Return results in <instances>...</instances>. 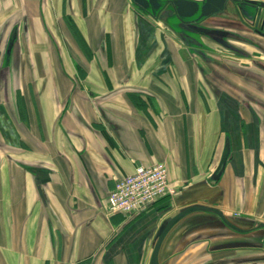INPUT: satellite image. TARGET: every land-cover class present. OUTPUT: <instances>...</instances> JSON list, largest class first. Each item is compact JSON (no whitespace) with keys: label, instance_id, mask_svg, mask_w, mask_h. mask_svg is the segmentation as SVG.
Returning a JSON list of instances; mask_svg holds the SVG:
<instances>
[{"label":"crops","instance_id":"crops-1","mask_svg":"<svg viewBox=\"0 0 264 264\" xmlns=\"http://www.w3.org/2000/svg\"><path fill=\"white\" fill-rule=\"evenodd\" d=\"M231 18L213 24L240 29ZM189 47L134 0H0V264H149L161 225L194 205L211 211L165 240L199 213L264 224V78ZM158 161L178 192L110 212L116 181ZM207 240L173 264L252 249Z\"/></svg>","mask_w":264,"mask_h":264},{"label":"flooded vegetation","instance_id":"flooded-vegetation-1","mask_svg":"<svg viewBox=\"0 0 264 264\" xmlns=\"http://www.w3.org/2000/svg\"><path fill=\"white\" fill-rule=\"evenodd\" d=\"M134 1L141 11L150 14L153 18L163 20L168 30L177 35L184 43L190 45L188 52L191 54L208 58L206 50L208 53L224 54L222 52L224 49L232 54L254 59L252 64L256 69L264 71V62L255 60V56L264 54V43L259 40L264 41V3L257 0L196 1L198 4L197 12L191 17H183L178 13L179 6L175 4L177 0H146V5L144 1H141L143 3H140V0ZM207 5L212 6L215 11L203 15ZM233 14L238 18L240 29L232 28L228 24L223 26L213 24V22H228L226 19H232ZM203 27L220 32L207 35L201 31L200 28ZM224 32L227 33L226 36H223ZM243 70L249 74L250 78L261 80L260 73L250 69ZM260 225L251 230L263 231L264 226ZM259 233L257 234L259 235Z\"/></svg>","mask_w":264,"mask_h":264},{"label":"water","instance_id":"water-1","mask_svg":"<svg viewBox=\"0 0 264 264\" xmlns=\"http://www.w3.org/2000/svg\"><path fill=\"white\" fill-rule=\"evenodd\" d=\"M141 1H144L145 5L147 4L146 0H140V3H143ZM175 4L179 6L178 13L183 17H191L198 10V4L196 1L193 0H177ZM214 11L215 9L212 6L207 5L203 15L205 14L208 15L210 13H213ZM200 29L207 35H212L214 32H220L218 30L211 31L204 27ZM226 35L227 33L224 32L223 36ZM191 210L211 211V208L202 205H194L192 207H187L181 210L180 212H178L177 214H175L174 216H172L166 222H164L156 234V242L151 254L149 264H160L161 259L165 258L166 255H167L166 259H168L169 255L172 252L169 251V253L164 255L163 251H165L166 249L165 244L169 242L170 239L173 238L175 239L174 242L175 245L178 244L177 243L178 241L176 242V239L183 240L182 241L183 244L181 243L182 245H180L181 249L190 242L202 240V239H213L219 236H229V238L232 239H227L221 242H217V244L214 245L211 249L217 250V249L240 248V247L254 248V247L264 246L263 244L264 230L262 232L260 231L259 235L257 236V238L260 239L262 242L260 241L259 243H256L254 242V239L250 240L251 238H248V240H246V238L244 237V236L249 237L250 235L249 233L251 232L250 230L254 227V224L256 223L254 219L239 215H230L226 217L222 216L223 220H225L223 221L217 215L211 213L209 214L199 213L185 218L180 224H178L175 230L171 231L168 238L165 240L166 236L168 235L170 230L174 227L175 223L181 218H183L185 215H187ZM225 225H231V227H233L234 230H227V231L221 230L220 232H218L219 227H225ZM235 232L239 234H236ZM246 232L247 234L242 236V234ZM236 236L239 237L235 238Z\"/></svg>","mask_w":264,"mask_h":264},{"label":"built area","instance_id":"built-area-1","mask_svg":"<svg viewBox=\"0 0 264 264\" xmlns=\"http://www.w3.org/2000/svg\"><path fill=\"white\" fill-rule=\"evenodd\" d=\"M178 188L169 182V170L165 161L141 164L131 174L115 183L108 196V210L123 214H135L165 196H172Z\"/></svg>","mask_w":264,"mask_h":264},{"label":"rangeland","instance_id":"rangeland-1","mask_svg":"<svg viewBox=\"0 0 264 264\" xmlns=\"http://www.w3.org/2000/svg\"><path fill=\"white\" fill-rule=\"evenodd\" d=\"M252 50V49H251ZM264 60V59H263ZM264 62V61H263ZM253 70H256L255 72H258V69H253ZM262 75V77L264 78V71L261 70L260 72ZM255 223L254 224V227H259L261 226L260 224H263L261 223L260 220H257V219H254ZM230 230V229H229ZM221 230H219L218 232H220ZM227 231V230H225ZM251 232L249 233V237L248 236H244L247 234L244 233L242 234V236H244L246 238V240H248V238H251L250 240L254 239V242L256 243H259L261 240L257 238V233L260 232L259 231H256V230H250ZM257 232V233H255ZM262 232V231H261ZM236 234H239L237 232H235ZM174 235V234H173ZM194 236V235H193ZM240 236V235H239ZM239 236H236L235 238H238ZM225 238L227 237H224V236H219V237H216V238H213L212 240L211 239H208L206 241V243L204 245H200L201 249L204 248L207 244L210 243V247L212 248L214 245L217 244V242H221L223 241ZM174 239V238H173ZM229 239H232V238H229ZM234 239V238H233ZM175 242V239L173 240ZM178 241V242H177ZM183 240H177L176 239V242L178 243L177 245L174 246L175 249L179 248L178 251H174L173 253H175V258L173 259V261L171 262V264H173L177 259L176 257L179 256L180 252H181V246L183 243H182ZM201 241V240H200ZM197 242V241H196ZM253 242V241H252ZM262 242V241H261ZM182 243V244H181ZM179 245V246H178ZM261 249H259V247H252V249H250V251H246V252H238L236 250H228V252H223L222 254L225 253V255H227V257H224L225 259L223 260L222 258H220L219 262L217 264H264V246L260 247ZM169 253L168 249H165L164 251V255ZM202 253L201 251L199 253H197L198 255ZM221 253V252H220ZM220 256V255H219ZM224 256V255H223ZM186 257H189L188 255ZM221 257V256H220ZM222 259V260H221ZM229 259V260H228ZM169 260H171V258H169ZM204 260V259H203ZM161 261L163 262H166L165 258L164 259H161ZM204 264H214V262H211L209 259H207V262L204 263Z\"/></svg>","mask_w":264,"mask_h":264}]
</instances>
